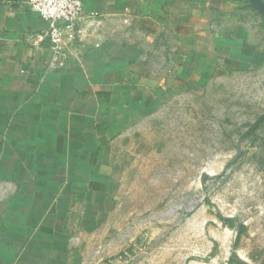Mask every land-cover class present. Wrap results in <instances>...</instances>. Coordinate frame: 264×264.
<instances>
[{"label": "crops", "instance_id": "crops-1", "mask_svg": "<svg viewBox=\"0 0 264 264\" xmlns=\"http://www.w3.org/2000/svg\"><path fill=\"white\" fill-rule=\"evenodd\" d=\"M80 1L55 69L49 23L0 0V264H61L111 192L116 145L169 88L198 91L264 58L249 0Z\"/></svg>", "mask_w": 264, "mask_h": 264}, {"label": "rangeland", "instance_id": "rangeland-1", "mask_svg": "<svg viewBox=\"0 0 264 264\" xmlns=\"http://www.w3.org/2000/svg\"><path fill=\"white\" fill-rule=\"evenodd\" d=\"M114 155L111 192L61 264H264V58L169 88Z\"/></svg>", "mask_w": 264, "mask_h": 264}, {"label": "built area", "instance_id": "built-area-1", "mask_svg": "<svg viewBox=\"0 0 264 264\" xmlns=\"http://www.w3.org/2000/svg\"><path fill=\"white\" fill-rule=\"evenodd\" d=\"M25 5L47 21L46 36L55 69L62 68L67 58V45L77 35V24L83 19L84 5L80 0H26Z\"/></svg>", "mask_w": 264, "mask_h": 264}, {"label": "water", "instance_id": "water-1", "mask_svg": "<svg viewBox=\"0 0 264 264\" xmlns=\"http://www.w3.org/2000/svg\"><path fill=\"white\" fill-rule=\"evenodd\" d=\"M259 11L262 15H264V4L261 0H249Z\"/></svg>", "mask_w": 264, "mask_h": 264}]
</instances>
